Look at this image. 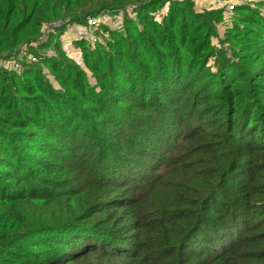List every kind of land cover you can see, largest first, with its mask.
Here are the masks:
<instances>
[{
    "label": "trees",
    "instance_id": "16d2710c",
    "mask_svg": "<svg viewBox=\"0 0 264 264\" xmlns=\"http://www.w3.org/2000/svg\"><path fill=\"white\" fill-rule=\"evenodd\" d=\"M102 12L80 64L61 35ZM235 12L0 0V264H264V0Z\"/></svg>",
    "mask_w": 264,
    "mask_h": 264
},
{
    "label": "built area",
    "instance_id": "2783aa9c",
    "mask_svg": "<svg viewBox=\"0 0 264 264\" xmlns=\"http://www.w3.org/2000/svg\"><path fill=\"white\" fill-rule=\"evenodd\" d=\"M237 5H238L237 3H227V2L224 4V6H226L225 18L227 21H231V17ZM105 27L117 31H124L125 19L123 13L102 12L97 15L91 16L85 24L73 25L69 27L68 30L70 29L73 30L75 34L74 39L76 41H89L92 44H96L97 42L101 41V37L99 36V31ZM54 54L55 53L52 52L50 53V56ZM30 61L33 62L37 61V56L35 55L31 56ZM0 67L16 73H22L24 71V63L20 59H1Z\"/></svg>",
    "mask_w": 264,
    "mask_h": 264
},
{
    "label": "rangeland",
    "instance_id": "374dc122",
    "mask_svg": "<svg viewBox=\"0 0 264 264\" xmlns=\"http://www.w3.org/2000/svg\"><path fill=\"white\" fill-rule=\"evenodd\" d=\"M194 1L196 3V8H198L199 10H203L205 8H208V9H211V8L219 9V8H222V7L224 9H226L225 8L226 6H224V4L226 2L227 3H237L238 5H240V4H250L253 7H256L257 6V2L259 0H194ZM166 7L167 6H165L163 8L164 9L163 12H165V10L167 9ZM235 13L236 12L234 10V13H233V15L231 17V21H227L226 18H223V21L219 24V26H221L220 29H219V32L221 31L220 32L221 35H224V33L227 30H230L231 28L234 27L235 19H237ZM54 26L56 27L58 25H47V26L45 25L44 26L43 38H47L52 32H54V29H55ZM67 31H66V33L64 32V34L61 35V38H60V42L63 45V49L65 50V52L68 55V57H70L71 59H73L75 61L77 60V62L80 63V64H83L82 47L79 46V41H76L74 39L75 38V34H74L73 30L70 29V30H67ZM99 36H102L100 34V31H99ZM110 38H111L110 35H105L104 36V41H102V42H104L103 44H105V46L108 43V39H110ZM53 45H51L49 48L42 49V51L45 52L47 55L48 54L50 55V53H52V52L55 53V49H54ZM215 45H220V44H218V41L216 39H215ZM80 55H81V57H80ZM31 56H32L31 53L30 54L26 53V54L21 55L20 57L23 60L27 61V60H29V57H31ZM37 60H39L38 56H37ZM48 69L46 68L45 71L48 73L49 78L55 84V86L58 87L59 86V82H57V80L54 78V75H52V74H50V72H48L49 71Z\"/></svg>",
    "mask_w": 264,
    "mask_h": 264
},
{
    "label": "crops",
    "instance_id": "0c3cea01",
    "mask_svg": "<svg viewBox=\"0 0 264 264\" xmlns=\"http://www.w3.org/2000/svg\"><path fill=\"white\" fill-rule=\"evenodd\" d=\"M66 35V34H65ZM80 57H81V55H80Z\"/></svg>",
    "mask_w": 264,
    "mask_h": 264
}]
</instances>
